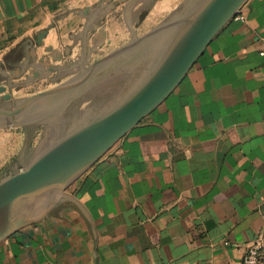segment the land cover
<instances>
[{
	"label": "crops",
	"instance_id": "0c3cea01",
	"mask_svg": "<svg viewBox=\"0 0 264 264\" xmlns=\"http://www.w3.org/2000/svg\"><path fill=\"white\" fill-rule=\"evenodd\" d=\"M178 1L0 0V101L68 81L101 57L95 31L108 54ZM260 232L264 0H247L159 107L0 243V264H241Z\"/></svg>",
	"mask_w": 264,
	"mask_h": 264
},
{
	"label": "water",
	"instance_id": "95a60500",
	"mask_svg": "<svg viewBox=\"0 0 264 264\" xmlns=\"http://www.w3.org/2000/svg\"><path fill=\"white\" fill-rule=\"evenodd\" d=\"M246 1L184 0L158 26L144 35H134L108 54L97 51L103 37L95 31L92 50L101 56L98 60L82 64L75 76L56 87L19 100L3 96L12 106L0 107V128L50 125L102 84L123 78L130 71L141 72L130 89L121 83L110 109L75 125L50 147H40L28 166L0 181V243L36 222L92 165L159 107ZM46 34L44 30L36 37L35 47L42 45ZM46 51L55 61L62 57L52 47ZM30 56L36 57L35 49ZM142 67L148 69L145 74ZM29 68L39 70L28 63L22 71ZM4 91L0 87V93Z\"/></svg>",
	"mask_w": 264,
	"mask_h": 264
},
{
	"label": "rangeland",
	"instance_id": "374dc122",
	"mask_svg": "<svg viewBox=\"0 0 264 264\" xmlns=\"http://www.w3.org/2000/svg\"><path fill=\"white\" fill-rule=\"evenodd\" d=\"M183 1L178 2L181 4ZM177 7H174L175 9L166 15V18L172 15ZM145 67L141 68L144 74L148 70ZM138 72L140 71H130L125 77H120L121 79L110 80L97 87L74 103L62 116L54 119L50 125L0 128V181L28 166L40 147L41 149L50 147L75 125L89 122L110 109L115 104L113 96L121 87V83L126 89H130L139 78L141 72L139 74ZM11 106L10 102L0 101V107Z\"/></svg>",
	"mask_w": 264,
	"mask_h": 264
},
{
	"label": "built area",
	"instance_id": "2783aa9c",
	"mask_svg": "<svg viewBox=\"0 0 264 264\" xmlns=\"http://www.w3.org/2000/svg\"><path fill=\"white\" fill-rule=\"evenodd\" d=\"M241 264H264V232H260L245 248Z\"/></svg>",
	"mask_w": 264,
	"mask_h": 264
}]
</instances>
